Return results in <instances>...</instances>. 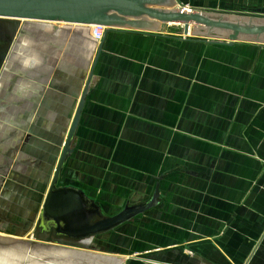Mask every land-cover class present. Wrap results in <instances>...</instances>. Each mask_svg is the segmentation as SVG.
Wrapping results in <instances>:
<instances>
[{
	"label": "crops",
	"instance_id": "obj_1",
	"mask_svg": "<svg viewBox=\"0 0 264 264\" xmlns=\"http://www.w3.org/2000/svg\"><path fill=\"white\" fill-rule=\"evenodd\" d=\"M176 1L264 17V0ZM42 28L59 40L58 62L40 94L15 100L34 105L33 117L41 98L49 125L65 116L61 140L91 74L60 184L81 189L102 217L144 207L92 240L104 251L96 254L111 264H264V44L228 45L178 24L115 27L99 42L90 28ZM52 136L38 140L45 146ZM44 153L12 159L29 167Z\"/></svg>",
	"mask_w": 264,
	"mask_h": 264
},
{
	"label": "water",
	"instance_id": "obj_2",
	"mask_svg": "<svg viewBox=\"0 0 264 264\" xmlns=\"http://www.w3.org/2000/svg\"><path fill=\"white\" fill-rule=\"evenodd\" d=\"M176 4V0H0V26L10 24L16 32L19 25L16 23L23 20L83 28L98 25L102 26L106 33L115 27L162 32L166 24H178L182 26L183 34L224 40L228 45L238 41L264 44V17L246 12L184 11L183 6L176 8ZM21 32L22 30H19V33ZM1 65L0 61V67ZM90 78L89 73L46 187V196L38 218L34 220L31 237L34 241L14 239L16 242L11 241L9 245L19 244L26 251L56 252L60 248L75 251L96 250L91 244L92 240L116 229L144 210V207H126L112 217H102L99 206L81 189L70 185L58 186L72 154L71 146ZM38 100L41 98L35 99V104L39 103L44 107V102L40 103ZM26 102L24 99L17 103L18 109L15 108V111L31 107ZM56 153L57 148L49 153L51 160L56 157ZM18 234L22 236L24 233Z\"/></svg>",
	"mask_w": 264,
	"mask_h": 264
},
{
	"label": "rangeland",
	"instance_id": "obj_3",
	"mask_svg": "<svg viewBox=\"0 0 264 264\" xmlns=\"http://www.w3.org/2000/svg\"><path fill=\"white\" fill-rule=\"evenodd\" d=\"M177 4H180V3L177 2ZM205 11H208V10H205ZM16 25H18L16 32H14L15 31L13 30L14 27L10 26V24H3L2 28L0 26L1 28L0 30V36H1L0 37V56H2L0 57V61L2 64L0 67V95H1L0 97L4 98L6 96L7 99L10 98L11 99L10 103L12 105V109H10V111H8L7 114L4 115L2 113L0 115L1 118L3 117L2 119L0 118L1 119L0 125L3 126L0 130V135H1L0 136V156L2 155L4 157L8 156V154H6L8 150L6 149H10L12 144L13 143L15 144L13 145L14 147L13 150H11L10 160L7 159V161L10 163V165L8 166L9 168L7 169V172L3 175L0 174V248H3V249H0V264H78L81 261L85 262V260L82 259V257H75L73 261L72 259H70L71 258L70 256H64V257L62 256L61 259L59 258L56 259V256H52L53 258L51 256H46V255L39 256L38 253L35 252V250H27L28 251L27 252L26 249H24V247H22L19 244L17 245L15 244L13 246L9 245L11 244V241L16 242L17 239H22L24 241L25 240L34 241V239L30 237H32L35 223H31V222H32V219L35 218L39 210V206L41 204L42 191L40 190L43 189V187L48 184V179L50 178V175H51L50 174L51 167L53 166V161L55 162V159H56L55 157L56 155H55L54 156L55 158L52 159L53 160L52 161L51 160L52 156L51 154L49 156V153L53 152V149L55 150L56 148L57 149L59 148V144H57L56 142L58 140H61V136H62L61 133L63 132L64 125L67 122L65 119V116L64 117L60 116L58 119L55 116L53 120V125H49L48 119L45 118V120H43L41 104H39L35 108V111H34L35 114L33 115V117H32L31 112L34 106L32 108V105H30L31 107H29L27 110H24V109L20 110L21 112L15 111L16 107H14V105L17 104L15 99L18 98L20 93L25 94L28 91L29 92L33 91L32 93H34L35 95L37 92L39 93V91H37V88L41 90V87L43 84H41L40 82H42L44 73L46 76L48 72L52 71L53 66L51 65L52 64L54 65V63L56 64L58 62L57 60H58V53H59L57 50V48L59 47L58 45L59 40L56 37L53 38L51 36H48L49 38H51L50 41L47 40L48 37L43 36V35H48L49 32L48 30L47 31L43 30L42 26L24 22V21H19L16 23ZM12 30H13V33H12ZM19 30H22V32L19 33ZM38 32L42 34H38ZM50 34L52 33L50 32ZM49 43H52L54 46L53 45L49 46ZM42 46L43 48H45L46 46H49V48L53 50L50 60L46 61L45 63H43L44 61L40 59L42 58ZM47 63L50 64V66H48ZM43 64L46 65V68H43L45 69V72L38 71L42 69ZM5 67L6 69H4ZM58 67H56V71ZM31 78H35V79L31 80ZM9 80L10 81L12 80V81L9 82ZM54 84H55L54 86L58 85L56 83ZM8 85H11V86L8 87ZM10 87L12 88L11 90L8 91ZM65 108L67 109V107ZM66 116H67L66 118H68L69 114ZM12 118L13 120H15L14 122L15 124L11 123ZM71 118H72V115L70 116L68 122L71 121ZM32 126H35V128L32 129ZM48 126H50L53 129V133H51V129H48ZM27 129L31 131L33 130L32 133L30 134L29 131L26 132ZM45 129H46L45 135L36 134V132H39V130H41V134L44 133ZM7 130L11 132L10 133L11 135L12 134L14 135L12 136H10V134L8 135ZM57 130L60 131V134H57ZM17 134L22 135V137L20 136V138L17 139ZM26 134L31 135L30 141L29 140L27 141ZM47 134L53 135L50 140L47 139L50 145V149L47 150L46 153H44L42 156L39 155L34 160H32L33 163L31 162L32 164L28 165L29 168H31L29 169L30 171L25 172L26 176L24 177L27 178L28 176L29 180L34 181L33 183L35 185H31L32 187H30L28 186V184H26L25 181H23L26 178H24L22 181H19L18 179H16L17 176L19 175L18 170L24 171L25 166L19 160L20 158L17 161L18 164L12 165V162L13 163L15 162V159L14 160L12 159L13 158L12 155L14 154L15 151H17L19 153V156H25V155L29 156L30 151H38L39 147H41L42 145V143L38 139H41V137H47ZM41 157H43L44 159H42ZM27 159L29 160L30 157H28ZM2 161L3 163H5L4 158L2 159ZM42 169L45 170V172H43ZM14 171L16 172L15 175L13 173ZM33 173H35L36 177L38 174H41L42 179L37 180L33 178ZM17 186H21V187H19V190L16 191V188L14 189L13 187H17ZM4 190L11 191L12 195H10L11 193L9 194L5 193ZM28 192H31L32 195L30 196L27 195ZM3 193L5 194L3 195ZM18 197L25 198V200L24 199L22 200H24L26 203L19 206L20 202L17 203L19 200ZM17 212L22 213V217H19L20 215H17L16 214ZM30 214L32 215L31 222L28 221L29 219L28 217ZM10 224L15 226L16 228V229H13V231L21 229L25 225H27L26 229L28 228V230L29 229L30 230L28 232V230L22 229L24 231V234L22 236L18 233L17 234L14 233L15 235H13L12 233H10L12 231L11 230L9 231L7 227V226H10ZM5 230H8V231L4 232ZM22 230H20V233H22L21 232ZM95 239H94L95 241L94 243L102 242V240L100 241L98 238H95ZM12 247H13V250L10 251L9 249ZM76 252L101 254L104 251L101 252V251L91 249V250H84V251L76 250ZM51 260H54V261H51Z\"/></svg>",
	"mask_w": 264,
	"mask_h": 264
},
{
	"label": "bare ground",
	"instance_id": "obj_4",
	"mask_svg": "<svg viewBox=\"0 0 264 264\" xmlns=\"http://www.w3.org/2000/svg\"><path fill=\"white\" fill-rule=\"evenodd\" d=\"M183 9H184V11H197V10H194V9H187V8H185V7H183ZM205 10H203V11H198V12H204ZM206 12H215V11H206ZM21 21H23V20H21ZM28 23H32V24H36V25H40V26H43L44 24L45 25H56V24H52V23H45V22H28ZM43 24V25H42ZM59 25H64V24H59ZM33 26V25H32ZM39 26V27H40ZM66 26H68V25H66ZM79 28H81V29H83V31H84V29H87L88 30V28H91V26H89L88 28H83V27H81V26H78ZM2 28V27H1ZM1 28H0V30H1ZM65 28V27H64ZM70 27H68V28H66V29H69ZM81 29H78V32H79V30H81ZM71 30V29H70ZM70 30H68V31H70ZM76 29L74 28V31H75ZM47 31V30H46ZM67 31V30H66ZM86 31V30H85ZM85 31H84V33H85ZM76 32H77V30H76ZM81 32V31H80ZM86 32H88V31H86ZM57 33V32H56ZM56 33H55V35H56ZM83 33V32H82ZM38 34H42V33H40V32H38ZM63 34V33H62ZM73 34V33H72ZM83 35H85V34H83ZM44 36V35H43ZM43 36H41V37H43ZM69 36V35H68ZM36 39V38H35ZM63 39H65V38H63ZM93 44V43H92ZM89 48H91V47H89ZM87 50H89V49H87ZM89 53V52H88ZM88 57V56H87ZM90 58V57H89ZM4 69H6V67L4 68ZM2 72H3V70H2ZM16 73V72H15ZM26 81V80H25ZM23 83V82H22ZM28 83V82H27ZM30 83V82H29ZM19 84V83H18ZM23 85V84H22ZM17 86V85H16ZM15 89V88H14ZM30 94V93H29ZM31 95V94H30ZM29 95H27V97H28ZM11 100V99H10ZM13 101V100H12ZM18 103V102H17ZM20 111V110H19ZM18 112V111H17ZM21 112V111H20ZM23 112V111H22ZM54 118V117H53ZM72 119V118H71ZM58 121V120H57ZM15 122V120H13V118H12V120H11V123H14ZM22 123V122H21ZM69 123H71V122H69ZM15 124V123H14ZM23 124V123H22ZM68 126H70V124L68 125ZM3 126L2 125H0V130H1V128H2ZM5 127V126H4ZM33 128H35V126H32V129ZM68 128L69 127H67V130H68ZM4 129V128H3ZM28 131H30L29 129H27V131L26 132H28ZM18 133V132H17ZM66 133H67V131H66ZM66 133H65V135H66ZM12 135H14V134H12ZM11 134H10V136H12ZM18 135V134H17ZM28 135V134H27ZM1 136V135H0ZM63 139H65V136H64V138ZM63 139L60 141V144H59V148L57 149L58 151H57V155H56V159H55V162L53 161V166L51 167V175H50V178H51V176H52V174H53V171H54V168H55V164H56V161H57V157H58V154H59V152H60V150H61V148H62V144H63ZM13 142H15V141H13ZM12 143V142H11ZM14 145V143L12 144V146ZM41 149H44V152H46L47 150H49L50 149V145H49V142H48V145H45V146H43V145H41ZM21 160V159H20ZM18 160L17 159H15V162H17ZM28 160H24V162H27ZM23 163V162H22ZM25 164V163H24ZM50 178L48 179V180H50ZM48 187V186H47ZM46 191H47V188H46V190L43 192V194H42V196H41V204H40V206H39V210H38V212H37V214H36V216H35V218L32 220V222H31V217H32V215L30 214L29 215V219H28V221H30L31 223H34V220H37V218H38V215H39V212H40V208H41V205H42V202H43V199H44V197L46 196ZM27 195H32V193L31 192H28L27 193ZM18 202L17 203H19L20 202V205L19 206H21V205H23V204H25L26 202L24 201L25 200V198H23V197H18ZM22 199H24V200H22ZM28 200V199H27ZM20 210H21V208H20ZM17 215H20L19 217H22V213H16ZM16 216V215H15ZM26 217V216H25ZM25 220V219H24ZM26 229V228H25ZM30 230V229H29ZM29 230H28V232H29ZM6 231H8V230H6ZM6 231H4V232H6ZM10 231V230H9ZM22 232V234L24 233V231L22 230L21 231ZM27 232V233H28ZM10 233H12L13 235H15L14 234V232L12 231V232H10ZM7 234V233H6ZM31 238V237H30ZM9 246V245H8ZM9 248V247H8ZM0 249H3V248H0ZM10 251L11 250H13V247L12 248H10L9 249ZM82 251H84V250H82ZM35 252H37L38 253V255L39 256H56V259H58V257H59V259H61L62 258V256L64 257V256H70L71 258L70 259H75V257H82V259H84L85 260V262H83V261H81L80 263H78V264H111V260H109V259H107V257L106 256H102V255H99V254H96V253H84V252H76V251H73V249H58L56 252H54L53 250H42V251H40V250H36ZM49 254V255H48ZM109 257V256H108ZM53 258V257H52ZM51 261H54V260H51ZM74 261V260H73ZM50 262V261H49Z\"/></svg>",
	"mask_w": 264,
	"mask_h": 264
},
{
	"label": "flooded vegetation",
	"instance_id": "obj_5",
	"mask_svg": "<svg viewBox=\"0 0 264 264\" xmlns=\"http://www.w3.org/2000/svg\"><path fill=\"white\" fill-rule=\"evenodd\" d=\"M40 78V77H39ZM42 78V77H41ZM9 86H11V85H8V87ZM10 88H12V87H10ZM8 91H9V89H8ZM1 96V95H0ZM20 102H22V101H20ZM27 103V102H26ZM14 107H16V105H14ZM10 109H12V105H11V103H10V98H8L7 99V97L5 96L4 98H2V97H0V115L3 113L4 115L5 114H7L8 113V111H10ZM1 118V117H0ZM3 118V117H2ZM1 118V119H2ZM1 119H0V121H1ZM45 120V119H44ZM33 131V130H32ZM45 131H46V129L44 130V133H42L41 134V130H39V132H36V134H39V135H45ZM11 132L10 131H8L7 130V134L9 135ZM31 134V133H30ZM57 134H60V131H58L57 130ZM62 134V133H61ZM31 138V135H27V137H26V139H27V141L29 140H31L30 139ZM60 141L61 140H58L56 143L57 144H60ZM17 144V143H16ZM15 145V144H14ZM57 147V146H56ZM13 146H11L10 147V149H6V150H8L7 152H6V154H8V156H6V157H4L3 155L2 156H0V174L1 175H3V174H5L6 172H7V169L9 168L8 166L10 165V163L7 161V159L8 160H10V155H11V150H13ZM4 158V160H5V163H3V161H2V159ZM42 159H44L43 157H41ZM16 165V164H18L17 162H12V165ZM15 167V166H14ZM33 167H35V166H33ZM24 171H20V170H18L19 172V175L18 176H20V177H18L17 176V178L16 179H18L19 181H22L24 178H26V177H24V176H26V173L25 172H27V171H30L29 169H31V168H29V167H24ZM43 170V169H42ZM43 172H45V170H43ZM14 173V175H15V171L13 172ZM37 175V174H36ZM33 178H35V179H37V180H39V179H42V176H41V174H38L37 175V177L35 176V173H33ZM28 180V181H27ZM23 181H25L26 182V184H28V186H30V187H32L31 185H35L33 182L34 181H32V180H29L28 179V176H27V178L25 179V180H23ZM49 182H50V180H48V184H49ZM48 184L47 185H45L44 187H43V189H41L40 191H42V194H43V192L46 190V187L48 186ZM58 186H63V185H61L60 184V182H58ZM19 187H21V186H17V187H13L14 189L16 188V191L17 190H19ZM9 190H11V189H9ZM4 192L5 193H7V194H9V193H11L10 195H12V192L11 191H8V190H4ZM5 193H3V195L5 194ZM2 226V225H1ZM8 227V230H11V231H13V229H16L15 228V226H13V225H11L10 224V226H7ZM27 227V225H25V226H23L21 229H18V230H14L13 232L14 233H20V230H22V229H25ZM26 230H28V228L26 229ZM25 230V231H26ZM6 231V230H5ZM102 236V235H101ZM96 240V239H95ZM95 244V243H94Z\"/></svg>",
	"mask_w": 264,
	"mask_h": 264
},
{
	"label": "built area",
	"instance_id": "obj_6",
	"mask_svg": "<svg viewBox=\"0 0 264 264\" xmlns=\"http://www.w3.org/2000/svg\"><path fill=\"white\" fill-rule=\"evenodd\" d=\"M187 8V7H185ZM190 9V8H187ZM104 28L102 26L93 25L90 28V34L94 41L99 42L103 37Z\"/></svg>",
	"mask_w": 264,
	"mask_h": 264
}]
</instances>
